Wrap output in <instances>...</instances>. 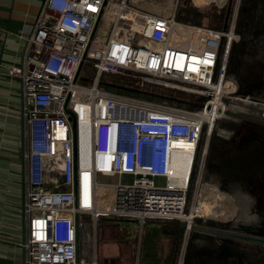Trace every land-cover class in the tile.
I'll list each match as a JSON object with an SVG mask.
<instances>
[{"label": "built area", "instance_id": "2783aa9c", "mask_svg": "<svg viewBox=\"0 0 264 264\" xmlns=\"http://www.w3.org/2000/svg\"><path fill=\"white\" fill-rule=\"evenodd\" d=\"M233 26L184 22L128 0H44L22 64L6 71L22 81L28 130L24 264H89L85 216L183 221L175 264H185L194 225H207L197 220L229 216L217 201L230 197L203 179L208 141L228 110L264 117V102L228 78L222 53ZM131 72L202 100L189 107L99 86L104 74Z\"/></svg>", "mask_w": 264, "mask_h": 264}, {"label": "rangeland", "instance_id": "374dc122", "mask_svg": "<svg viewBox=\"0 0 264 264\" xmlns=\"http://www.w3.org/2000/svg\"><path fill=\"white\" fill-rule=\"evenodd\" d=\"M128 3L134 4L132 0H128ZM230 3L231 10L228 26L231 22L234 23L235 39L230 43L228 49L229 56L226 61L228 78L238 83L241 94L250 95L264 102V28L262 30L255 28V23L260 19L264 10V0H177L175 9L176 18L180 21L206 27L223 28ZM224 44L223 57L226 54L227 40H225ZM104 75L100 78L99 86L101 89L114 90L118 94L120 92L122 95H129L123 91L126 83H129L130 87L137 90H145L146 88L144 87L147 86V83L143 80L141 81L140 76L133 72L124 75V77L133 79L139 77L140 82L137 83L136 81L127 79L123 82L115 83L113 74ZM93 77L94 67L93 62L90 61L84 67L82 83L91 85ZM107 84L121 86H119V89H114L108 88ZM130 96L135 97L133 95ZM194 100L193 103H200L202 98L195 97ZM193 106L194 104L189 107ZM243 121L248 120H241L227 115L216 122L215 129L208 141L206 166L203 174L205 181L213 185L216 184L223 194L230 197L231 202L217 201V208L221 209L224 204L227 212H230L229 216L225 219L218 216L198 219L197 222L199 224L206 223L214 227L227 228L224 226L238 225L239 223L250 224L260 220L258 212L264 209V170L261 173L257 170L247 169L245 171V166L237 169L234 167L237 165H232L230 161L227 162L228 165L220 162L222 158L229 160L230 157L234 156V153L251 148L257 144L261 147L257 155L263 154V156L258 157L264 160V124L253 121L251 122L256 124H239ZM205 145L206 137H203L199 144L201 150ZM218 166L220 167V171H218ZM229 168L234 170L231 172ZM225 172L232 175L231 178L234 180L229 183L226 182L224 178ZM248 177H253V182L249 183L246 179ZM99 180L114 183L118 181V177L100 176ZM122 181L129 183L132 181V177L125 175L122 177ZM106 218L112 219L113 217L102 216L99 219H92L86 216L83 218L86 222V227L85 240L83 235L81 237L82 250L83 248H88L87 250H89V247L91 249L94 247L93 251H96L99 255L100 249L107 247L105 242L102 241L99 232ZM115 220L117 219L115 218ZM206 235L196 230L191 231L190 237L187 238L185 264L194 263L195 251L200 245H204L209 241L208 238H204ZM214 239L215 243H222L215 236ZM241 247L240 245L239 249ZM245 247H247L249 255H246L245 259H243L244 261H240L239 264H264V246L258 248L251 244ZM109 248L110 246H108ZM98 261H100V257H98Z\"/></svg>", "mask_w": 264, "mask_h": 264}, {"label": "crops", "instance_id": "0c3cea01", "mask_svg": "<svg viewBox=\"0 0 264 264\" xmlns=\"http://www.w3.org/2000/svg\"><path fill=\"white\" fill-rule=\"evenodd\" d=\"M43 3L44 0H0V264H24L22 243L27 235L24 153L28 130L23 87L20 78L6 71L22 64ZM116 219L106 218L100 228L107 247H102L99 255L90 247L83 248L89 264H175L183 234L181 221Z\"/></svg>", "mask_w": 264, "mask_h": 264}, {"label": "trees", "instance_id": "16d2710c", "mask_svg": "<svg viewBox=\"0 0 264 264\" xmlns=\"http://www.w3.org/2000/svg\"><path fill=\"white\" fill-rule=\"evenodd\" d=\"M255 28H258L262 30L264 28V10L260 16V19L255 23ZM257 29V30H258ZM108 75V74H105ZM104 75V76H105ZM129 78V77H124L122 74H113V80L115 83H120L123 82L127 79L131 81H136L137 83L140 82V79ZM142 81V80H141ZM108 88H114V89H119L121 85L117 84H107ZM146 88L145 90H137L133 87H130L129 83H126V87L123 90L126 94L137 96V97H145V98H150L154 100H161V101H169L178 105H184V106H191L195 103H193L195 100V97H201L199 95L187 93L181 90L177 89H171L151 83H147V86L144 87ZM202 98V97H201ZM241 125L244 124H256L251 121H243L242 123H239ZM240 126V125H239ZM240 130V127H239ZM260 146L254 145L251 148H246L243 151L240 150L236 153H234V156L230 157L229 160L226 158L221 159V163L227 164L228 161L231 162L232 165H237L234 166L235 168L239 169L245 166L244 170H257L259 173L263 172L264 170V160L260 159L258 156H263L262 155H257L258 151H260ZM228 165V164H227ZM219 167V166H218ZM207 169V168H206ZM216 169V167H215ZM230 169V168H229ZM236 169V170H237ZM234 169H230L232 172ZM220 171V167L219 170ZM225 179L226 182H231L234 179L231 178L232 175L229 173L225 172ZM253 177H248L246 178L249 183L253 182L254 179ZM260 216V220L253 222V223H239L238 225H225L224 227H227V229H232V230H237V231H243L251 234H257L264 236V209L260 210L258 212ZM204 238H208L209 241L206 242L204 245H200L198 249L195 251V257H194V263L193 264H239L240 261H244L246 255H249L247 252V247L245 246H250V243H244L240 241H236L233 239L229 238H219V242H222L221 244L215 243L214 236L212 237L211 235H206ZM214 242V244H213ZM246 244V245H245ZM249 244V245H247ZM242 246L239 249V246ZM260 248V245L252 244ZM245 247V248H244Z\"/></svg>", "mask_w": 264, "mask_h": 264}, {"label": "water", "instance_id": "95a60500", "mask_svg": "<svg viewBox=\"0 0 264 264\" xmlns=\"http://www.w3.org/2000/svg\"><path fill=\"white\" fill-rule=\"evenodd\" d=\"M230 10H231V3L229 4V7H228L226 21H225V25L223 29H226L228 26ZM227 53H228V50L226 51L225 58H227ZM227 114L232 117L241 119V120H248V121H253V122L264 124V117L258 114H252V113L241 112V111H233V110H228ZM73 129L74 131L76 129L75 121L73 122ZM181 226L182 227L185 226V223L183 221H181ZM193 228L194 230L200 233H205V234L212 235L215 237L229 238V239H233V240L244 242V243L264 246V236H261V235L251 234V233L227 229V228L214 227L210 225H198L197 224V225H194Z\"/></svg>", "mask_w": 264, "mask_h": 264}, {"label": "bare ground", "instance_id": "6f19581e", "mask_svg": "<svg viewBox=\"0 0 264 264\" xmlns=\"http://www.w3.org/2000/svg\"><path fill=\"white\" fill-rule=\"evenodd\" d=\"M132 2L134 4L137 3V4H140L142 6H145L148 9H150V11H152L154 13L164 14L167 17H170V18H172L174 16V12H175V9H176V6H177V0H132ZM168 15H170V16H168ZM228 56H229V52H228ZM228 56H227V58H228ZM87 142L88 141H85V143H87ZM223 206H224V204H223ZM205 210L209 211V206L208 205H206ZM217 213H218V210L213 212L214 215H216ZM91 236H93V235H91ZM92 241H94V240L92 239ZM93 250H94V247H93Z\"/></svg>", "mask_w": 264, "mask_h": 264}]
</instances>
